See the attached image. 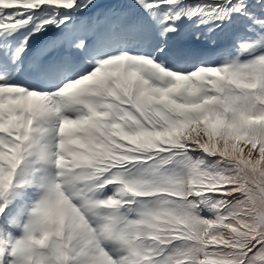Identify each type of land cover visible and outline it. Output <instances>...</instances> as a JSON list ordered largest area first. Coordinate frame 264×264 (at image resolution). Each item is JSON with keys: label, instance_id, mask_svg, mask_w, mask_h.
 <instances>
[{"label": "snow or ice", "instance_id": "obj_1", "mask_svg": "<svg viewBox=\"0 0 264 264\" xmlns=\"http://www.w3.org/2000/svg\"><path fill=\"white\" fill-rule=\"evenodd\" d=\"M0 264H264V0H0Z\"/></svg>", "mask_w": 264, "mask_h": 264}]
</instances>
